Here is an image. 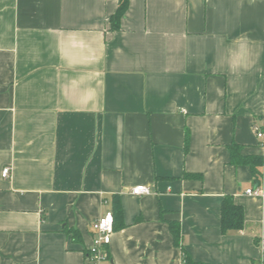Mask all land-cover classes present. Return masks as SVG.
I'll return each instance as SVG.
<instances>
[{"label":"crops","instance_id":"obj_1","mask_svg":"<svg viewBox=\"0 0 264 264\" xmlns=\"http://www.w3.org/2000/svg\"><path fill=\"white\" fill-rule=\"evenodd\" d=\"M119 2L0 0V264H87L115 196L100 264H264V195L229 163L264 155V0H129L114 29Z\"/></svg>","mask_w":264,"mask_h":264},{"label":"trees","instance_id":"obj_2","mask_svg":"<svg viewBox=\"0 0 264 264\" xmlns=\"http://www.w3.org/2000/svg\"><path fill=\"white\" fill-rule=\"evenodd\" d=\"M129 6V0H120L117 12L112 18V27L118 29L120 27V21L127 11ZM230 148V160L229 163L235 165H249L252 169L255 183L261 184L264 179V157L261 155H246L241 151V145L232 143ZM200 176L198 174H187V176ZM121 210V203L118 196L114 197V211ZM113 211V213H114ZM115 213H114V230H115ZM245 218L243 207L237 204L234 197L226 195L222 200L221 205V227L224 233L228 231H238L244 228ZM170 230L174 237V242L177 246H180L181 241V228L179 222L171 221L169 223ZM69 233L77 234V230L67 229ZM258 242V241H257ZM89 254V249H88ZM184 261L183 264H214L207 262H199L193 260L186 251L183 252ZM264 262V257L263 261Z\"/></svg>","mask_w":264,"mask_h":264},{"label":"built area","instance_id":"obj_3","mask_svg":"<svg viewBox=\"0 0 264 264\" xmlns=\"http://www.w3.org/2000/svg\"><path fill=\"white\" fill-rule=\"evenodd\" d=\"M253 130L259 139V145L264 151V114L257 118L252 124ZM264 157V155H263ZM11 168L5 167L3 169V176L8 177L10 175ZM134 195H147L153 192V189L148 185H136L131 189ZM246 193L253 196L264 195V179L261 184L256 188H248ZM92 229L94 231V237L91 246L89 247V254L87 256V264H100L108 258L106 252V246L110 244L112 234L114 232V213L109 210L102 216L98 217L92 223ZM264 246V237L260 240Z\"/></svg>","mask_w":264,"mask_h":264},{"label":"water","instance_id":"obj_4","mask_svg":"<svg viewBox=\"0 0 264 264\" xmlns=\"http://www.w3.org/2000/svg\"><path fill=\"white\" fill-rule=\"evenodd\" d=\"M257 186V185H256Z\"/></svg>","mask_w":264,"mask_h":264}]
</instances>
